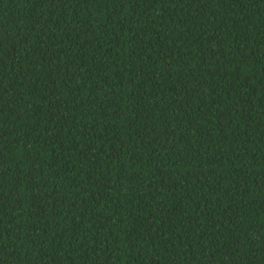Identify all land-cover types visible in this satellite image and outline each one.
<instances>
[{
    "label": "trees",
    "instance_id": "1",
    "mask_svg": "<svg viewBox=\"0 0 264 264\" xmlns=\"http://www.w3.org/2000/svg\"><path fill=\"white\" fill-rule=\"evenodd\" d=\"M0 264H264V0H0Z\"/></svg>",
    "mask_w": 264,
    "mask_h": 264
}]
</instances>
